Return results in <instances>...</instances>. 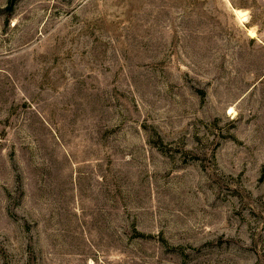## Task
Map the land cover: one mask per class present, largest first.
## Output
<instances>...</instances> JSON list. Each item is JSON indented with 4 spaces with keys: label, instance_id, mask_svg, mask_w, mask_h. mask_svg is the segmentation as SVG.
I'll return each mask as SVG.
<instances>
[{
    "label": "rangeland",
    "instance_id": "1",
    "mask_svg": "<svg viewBox=\"0 0 264 264\" xmlns=\"http://www.w3.org/2000/svg\"><path fill=\"white\" fill-rule=\"evenodd\" d=\"M0 264H264V0H0Z\"/></svg>",
    "mask_w": 264,
    "mask_h": 264
},
{
    "label": "bare ground",
    "instance_id": "2",
    "mask_svg": "<svg viewBox=\"0 0 264 264\" xmlns=\"http://www.w3.org/2000/svg\"><path fill=\"white\" fill-rule=\"evenodd\" d=\"M239 14H240L241 18L245 19V17H246V14H245V13L239 12ZM252 34H253V33H252ZM254 36H255V35H254Z\"/></svg>",
    "mask_w": 264,
    "mask_h": 264
}]
</instances>
